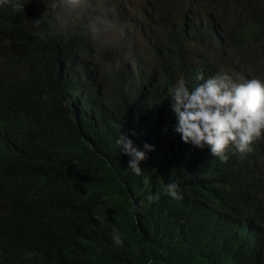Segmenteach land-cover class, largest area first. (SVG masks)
<instances>
[{
    "label": "trees",
    "instance_id": "16d2710c",
    "mask_svg": "<svg viewBox=\"0 0 264 264\" xmlns=\"http://www.w3.org/2000/svg\"><path fill=\"white\" fill-rule=\"evenodd\" d=\"M24 2L23 11L0 6V74L4 75L0 79L13 74L14 82H0L10 90L9 93L4 92V102L8 108L0 125V133L8 136L15 131L17 136L24 137L23 130L31 132L36 127H48L54 131L47 145L36 141L31 151L25 149L26 141L21 140V155L26 157L29 153L28 170L33 176H40L37 182H27L30 179L25 166L15 153L0 155V264H130L132 260L134 264H148L149 260L151 264L187 262V253L181 251L182 246L173 242V236L167 231L179 230L177 211L166 207L161 219L160 208L158 221L155 217L157 210L149 204L146 196L156 192L161 184L159 178L167 176L175 178L185 187L208 176V181L216 188L219 183H222L223 189L230 185L232 188L233 185L243 188L249 184L247 176L256 180L254 174L244 166L258 158L257 152L254 150L243 157L235 150H228V158L220 160L211 155L208 146H194L184 142L180 134L174 133L172 136L169 131L158 145L162 157L160 166L151 165L146 173L134 179L124 181L121 166L115 161L104 163L100 160L90 169L76 167L80 163L76 164L73 159L85 161L91 152L87 142L98 155L108 157V154L117 152V136L125 133L135 138L141 128L159 134L160 120L157 122L153 116L143 115L149 103L141 97L142 89L135 84V76L123 69L112 84L119 92H127L113 96L111 100V109L105 115L107 134H93L88 123L62 126L66 121L65 116L40 106L42 99L37 94L40 80L38 65L43 66V61H37L54 50L59 56L83 43L95 41L89 36H80L77 30L67 36L55 34L49 25L51 9L45 11L44 0ZM145 2L152 11L150 25L161 40L160 50H164L165 39L161 29L155 25L156 14L160 13V19H167L166 14L172 6H183L187 0ZM192 3L190 1L189 5ZM211 6L214 12L232 13L236 18L245 9L264 12V0H233L219 5L211 3ZM35 19H39V22L33 23ZM160 19L159 23L162 21ZM239 32L242 35L236 38ZM238 33L234 41L229 42L228 65L233 62V53L235 55L236 52L254 77L264 78L259 67L247 63L243 58H249V54L245 56L242 53L246 45L252 42L251 37L264 35V15L258 22L250 20L238 25ZM38 54L40 56L33 59ZM241 63L235 67L241 66ZM190 72V68L180 63L167 70L168 77L160 74L154 80L158 85L162 83L166 87L164 91H167L173 77L181 74L187 76ZM127 82L134 83L131 88L133 92L139 89L137 96L124 86ZM80 133L84 141L80 139ZM161 166L164 172H159ZM142 181H150L155 187L154 190L148 188L144 197L137 195L142 188L140 184L136 193L126 186ZM145 207L144 214L150 225L141 235L140 210ZM254 208L258 214L250 216L246 226L239 228L242 234L223 242L218 237L215 254L220 259L223 253L218 264H264V200L256 201ZM124 209L129 218L123 213ZM200 226L206 236L202 235V246L206 249L209 242H216V237L207 224ZM113 229L121 238L119 244L112 239ZM191 242L197 247L195 241ZM189 246V252L195 256L197 248Z\"/></svg>",
    "mask_w": 264,
    "mask_h": 264
},
{
    "label": "clouds",
    "instance_id": "9594fccd",
    "mask_svg": "<svg viewBox=\"0 0 264 264\" xmlns=\"http://www.w3.org/2000/svg\"><path fill=\"white\" fill-rule=\"evenodd\" d=\"M128 1L115 0L110 8L112 12L106 6V0H44L45 11L51 9L49 25L52 32L67 36L79 30L81 34L95 41L83 43L58 56L61 62L58 71L63 74L65 85L75 89L76 84L84 78L80 76H87L90 71L95 80L107 91L110 100H113V96H121L127 92L124 90L123 93L115 89L116 86L108 82L105 73L107 69L113 67L117 71L115 77L123 69L135 74L134 48L127 41L125 28L138 23L124 26L115 16V13L127 12ZM190 1L193 2V0L185 2L186 6H172L166 14L167 18H170L173 11L190 14L214 12L194 11L189 5ZM145 3L149 12L147 21L145 26L138 25L149 31L160 50L161 40L150 25L152 11L148 2ZM25 4L24 0H0V6H10L14 11H23ZM160 16V13L156 14L155 19L157 21L155 25L159 28ZM39 19L33 20V23H38ZM163 19L162 17L160 21ZM182 28L179 26V29ZM222 48L225 51L224 65L227 66L229 42L223 41ZM234 57L233 53V59ZM175 65L174 63L172 66ZM234 70L237 73L235 79L227 71H217L206 78L202 74H197L196 80L202 82L191 89L186 84L185 74L176 75L174 83H170L167 89V97L171 98V109L166 118L168 124L163 119L160 120L159 134L141 128L135 138L123 133L115 139L117 150L121 148L131 157L127 168L136 175L146 173L151 165L160 166L162 157L158 145L169 131L172 136L174 133L180 134L184 142L194 146L201 148L208 146L211 155L220 160L228 158L226 155L228 150H235L243 154V157L252 154L254 150L257 152L258 158L244 166V169L254 174L256 180L247 176L246 181L249 184L243 188L237 185H233L232 188L230 185L223 189L222 183L216 188L208 181V176L188 183L187 187L170 176L159 178L161 184L157 186L156 192L148 195L146 194L148 188L155 189L150 181L132 182L126 185L134 193L138 185H141L142 188L137 195L142 197L147 195V201L157 210L156 220L159 221L160 208L161 219L166 207L170 206L177 211L179 230L167 231L173 236L172 241L182 246L181 251L187 253L188 260L183 264L221 262L223 253L220 259L215 254L218 250V237L223 242L225 239L242 234L239 228L246 226L250 216L258 214L254 204L258 200H264V78L254 77L244 64L235 67ZM125 85L132 93L131 88L134 87V83L127 82ZM2 102H4V90L0 85V109ZM143 115L151 116L148 105ZM80 139L84 141L81 133ZM87 146L92 153L99 154L88 142ZM160 169L159 172L165 171L162 166ZM127 180L129 179L124 181ZM145 209L146 207L140 210L141 235H144L145 229L150 225L144 214ZM123 213L128 217L126 209ZM202 223L207 224L216 237L215 243L208 241L206 249L202 246V235L205 236L200 226ZM112 239L117 244L121 242L115 229L112 230ZM191 241H195L197 247ZM189 244L197 248L195 256L189 252L191 248ZM134 263L132 260L130 264ZM148 264H151V260Z\"/></svg>",
    "mask_w": 264,
    "mask_h": 264
},
{
    "label": "bare ground",
    "instance_id": "6f19581e",
    "mask_svg": "<svg viewBox=\"0 0 264 264\" xmlns=\"http://www.w3.org/2000/svg\"><path fill=\"white\" fill-rule=\"evenodd\" d=\"M114 1L106 0V6L110 9ZM263 15V11L256 10V12L253 11L246 16L240 15L241 18L237 19L232 13L190 14L173 11L170 18L164 19L160 23L162 36L165 39L164 50H159L149 31L141 28L138 24L125 28L127 40L134 48L135 84L140 85L139 89H142L141 97L147 99L149 103L148 111L154 117V120L163 119L168 124L166 118L168 111L171 109V98L167 97V91H164L166 87L162 83L158 85L154 80L155 77H159L160 74H163L162 77H168L167 70L174 63L179 65L181 63L184 67L191 69V72L186 76V84L189 89L202 82L196 80L197 74H202L206 78L217 71H227L235 79L237 73L234 69L236 65L241 63L240 55L235 52L233 62L225 66L223 60L225 51L222 48V42H233L235 35L238 33V25L250 20L258 22ZM231 25L232 27H230ZM179 26L183 28L179 29ZM77 33L84 38L87 37L81 34L79 30H77ZM241 35L242 32H239L236 38H240ZM251 39L252 42L246 45V49H243V55L249 54L250 56L252 51H249L248 47L255 45L261 62H264V35L251 37ZM39 56L38 54L33 59H37ZM41 60L43 66L38 65L40 80L37 86V94L42 99L40 106H44L47 111H57L58 114L65 116L66 121L62 126L88 123L93 134H107L105 115L111 109V100L107 91L95 80L92 72L88 71L87 76H80L84 78L76 84L75 89H72L65 85L63 74L58 71L61 62L56 50L51 54L42 55L37 63ZM116 73L117 71L113 67L106 70L105 77L110 84L116 78ZM126 73L125 70L124 74ZM0 76L4 75L0 74ZM11 76L13 74L6 75L0 79V82L14 83ZM0 85L4 92H10L6 85L1 83ZM138 91L131 94L137 96ZM7 108L5 102H2L0 125H2ZM58 114L57 116H59ZM53 131L54 129L48 127H36L31 132L23 130L24 137L17 136L15 131L8 136L0 133V155H6L10 152L15 153L25 166L30 179L27 182H37L40 176L38 174L33 176L28 170L29 153L26 157H22L20 147H23V140L26 141L25 149L28 151H31L36 141L41 145H47L49 136ZM87 156L88 158L86 157L85 161L73 159L76 164L80 163L76 167L84 166L85 169H90L94 163L100 160L104 163L115 161L121 166L124 180L137 177L127 168L131 157L121 148L114 154H108V157L107 155H95L92 152L88 153Z\"/></svg>",
    "mask_w": 264,
    "mask_h": 264
},
{
    "label": "rangeland",
    "instance_id": "374dc122",
    "mask_svg": "<svg viewBox=\"0 0 264 264\" xmlns=\"http://www.w3.org/2000/svg\"><path fill=\"white\" fill-rule=\"evenodd\" d=\"M232 2L233 0H193V3L191 4V8L194 11L197 12H203V11H213V7L211 6V3L214 5H219L221 2ZM186 6V3L184 4ZM128 10L124 13H115L116 18L124 25L129 26L133 23H138L141 26H145L147 17H148V6L145 3V0H130L128 2V5L126 7ZM252 10L245 9L240 14H238L237 19H240L239 17L241 14L246 15L251 13ZM128 41V40H127ZM249 51L251 52L250 57L245 61L247 63L253 64L256 67H259L264 73V62H261V59L259 57V53L257 52L255 45H250L248 47ZM175 81L174 77L170 80V83L173 84Z\"/></svg>",
    "mask_w": 264,
    "mask_h": 264
}]
</instances>
